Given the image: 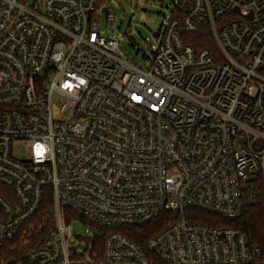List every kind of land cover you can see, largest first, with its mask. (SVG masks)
Returning <instances> with one entry per match:
<instances>
[{
	"label": "built area",
	"instance_id": "obj_1",
	"mask_svg": "<svg viewBox=\"0 0 264 264\" xmlns=\"http://www.w3.org/2000/svg\"><path fill=\"white\" fill-rule=\"evenodd\" d=\"M172 6L140 68L103 35L108 0H0V249L46 191L55 207L40 246L0 264H264L240 230L185 216L264 202V0ZM202 28L216 54L182 40ZM167 214L145 249L122 233Z\"/></svg>",
	"mask_w": 264,
	"mask_h": 264
},
{
	"label": "trees",
	"instance_id": "obj_2",
	"mask_svg": "<svg viewBox=\"0 0 264 264\" xmlns=\"http://www.w3.org/2000/svg\"><path fill=\"white\" fill-rule=\"evenodd\" d=\"M182 40L196 51L207 49L216 54L215 45L208 28H202L193 35H182ZM61 215L65 221L76 220L84 222L78 215L68 210L62 209ZM185 216L198 223L215 228L227 227L238 229L245 235L249 244L257 248L264 255V202L250 207L243 216L233 220H224L196 211H189ZM174 218L175 216L172 214L162 215L148 226L127 229L122 231V233L141 246L142 249H145L147 240L158 231L166 228L168 222ZM54 220L55 207L53 198L50 191H46L37 213L19 229L12 242L0 249V260L16 259L40 246L50 230L53 229Z\"/></svg>",
	"mask_w": 264,
	"mask_h": 264
},
{
	"label": "rangeland",
	"instance_id": "obj_3",
	"mask_svg": "<svg viewBox=\"0 0 264 264\" xmlns=\"http://www.w3.org/2000/svg\"><path fill=\"white\" fill-rule=\"evenodd\" d=\"M108 2L114 15V23L108 28L105 14H101L100 25L103 35L118 39V49L131 64L147 68L157 45V36L173 12V6L168 0H108ZM127 36L135 38L136 47L128 43ZM136 48L140 51L135 55ZM15 152L18 157L26 153L22 149H17ZM64 222L73 223L65 219ZM89 234L95 236L97 230L88 225L79 224L78 235L84 238Z\"/></svg>",
	"mask_w": 264,
	"mask_h": 264
},
{
	"label": "water",
	"instance_id": "obj_4",
	"mask_svg": "<svg viewBox=\"0 0 264 264\" xmlns=\"http://www.w3.org/2000/svg\"><path fill=\"white\" fill-rule=\"evenodd\" d=\"M168 1L170 2L171 5L174 4V0H168ZM143 12H146V10H143ZM124 34H125V32H124ZM126 39H127L128 43H129L132 47H136V41H135V38H134L133 36H127ZM139 51H140V49H139V48H136V49H135V55L138 54Z\"/></svg>",
	"mask_w": 264,
	"mask_h": 264
}]
</instances>
